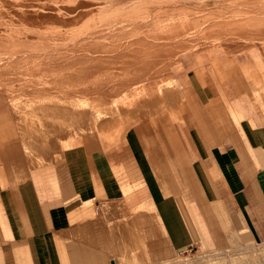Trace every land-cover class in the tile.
Segmentation results:
<instances>
[{
    "label": "crops",
    "instance_id": "obj_1",
    "mask_svg": "<svg viewBox=\"0 0 264 264\" xmlns=\"http://www.w3.org/2000/svg\"><path fill=\"white\" fill-rule=\"evenodd\" d=\"M221 61L174 73L172 111L69 133L47 159L0 137V264H133L264 241V96H237L234 61ZM194 82L214 97L185 103Z\"/></svg>",
    "mask_w": 264,
    "mask_h": 264
},
{
    "label": "bare ground",
    "instance_id": "obj_2",
    "mask_svg": "<svg viewBox=\"0 0 264 264\" xmlns=\"http://www.w3.org/2000/svg\"><path fill=\"white\" fill-rule=\"evenodd\" d=\"M256 49L264 0H0V137L47 159L79 121L105 130L172 111L187 59Z\"/></svg>",
    "mask_w": 264,
    "mask_h": 264
},
{
    "label": "rangeland",
    "instance_id": "obj_3",
    "mask_svg": "<svg viewBox=\"0 0 264 264\" xmlns=\"http://www.w3.org/2000/svg\"><path fill=\"white\" fill-rule=\"evenodd\" d=\"M238 53V55H237ZM225 52H222V55L225 56ZM220 57L221 53L215 54L214 56ZM234 55V64H235V71H231V78H233V83L235 87L237 86L239 89V94L244 93V92H253V93H260V95L264 96V52L262 53L261 51L257 54L256 58L251 56L248 53H239L236 52ZM192 63V64H191ZM196 64V65H195ZM202 66H200V69H204L205 65L202 63ZM233 64L229 65L232 66ZM209 66V65H207ZM206 66V67H207ZM193 67H195L193 69ZM197 67V61L194 60L193 58L187 59L185 62V66H183V70L188 71L190 76L193 75V71H198L196 69ZM199 67V66H198ZM229 71V69L227 70ZM228 74V73H227ZM219 78V77H218ZM192 81L193 77H191ZM224 87H226L228 90H230L232 86V82L228 81L227 83H224ZM207 89H202L197 82L193 83V91H192V86L191 89L188 87L187 84H183L182 87L185 92V97H184V102L190 104L191 99L193 98L194 101L196 98H201L204 99L206 96H212L214 97V92L211 86L209 87L208 85L205 84ZM217 87L220 85H216ZM223 86V85H222ZM222 89V88H221ZM158 90V89H157ZM223 90V89H222ZM191 98V99H190ZM197 102V101H195ZM191 105V104H190ZM190 111V115L192 116L191 118L194 117L195 114H198V107L197 106H192ZM163 117H160L159 119H162ZM187 117L185 120H188ZM89 118L82 120L81 122L79 121V126L76 132H69L70 128H67L66 132L72 133L68 137V141L70 140L71 143H73V140L77 137H80L84 135L87 132H90V130H95L92 128V122L88 120ZM165 119V118H163ZM167 119V118H166ZM134 120V119H133ZM167 120H172V119H167ZM84 121V122H83ZM95 122V121H94ZM161 125L163 122H159ZM167 123V121L165 122ZM135 124L133 121H130L127 123V126H124V130L129 127V125ZM152 124L156 125L158 122L154 121ZM82 126V128H81ZM91 127V129H90ZM89 128V129H88ZM85 129V130H84ZM89 130V131H88ZM64 132L66 135L69 133ZM81 132V133H80ZM61 133V132H60ZM59 134V133H58ZM55 135V134H54ZM65 135V136H66ZM11 136V137H10ZM64 136V135H63ZM25 138V137H24ZM7 144L13 143V144H19V141L23 143L24 147L27 143V138L26 141L25 139H22V136L19 134H8L5 137ZM67 139V138H66ZM4 140V139H3ZM23 140V141H22ZM25 147V149H26ZM1 148V147H0ZM3 148V147H2ZM28 154V153H27ZM34 154H29V156L33 157ZM35 155L38 157H43L42 154H36ZM228 247H205V246H198L194 248H189L185 249L182 251H179L178 253L174 254L173 256L170 257H164L161 259H144L140 258L136 260L135 258V263L133 264H264V241L255 243L251 241H244L239 244H234L227 245ZM120 257V256H119ZM120 263L122 264V260L120 257ZM118 261L117 264H120ZM236 261V262H235ZM239 262V263H238Z\"/></svg>",
    "mask_w": 264,
    "mask_h": 264
}]
</instances>
